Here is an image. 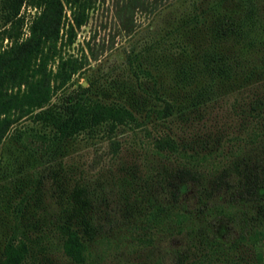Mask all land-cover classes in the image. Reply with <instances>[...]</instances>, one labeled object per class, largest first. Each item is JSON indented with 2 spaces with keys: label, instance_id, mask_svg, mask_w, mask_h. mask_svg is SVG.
I'll return each mask as SVG.
<instances>
[{
  "label": "trees",
  "instance_id": "16d2710c",
  "mask_svg": "<svg viewBox=\"0 0 264 264\" xmlns=\"http://www.w3.org/2000/svg\"><path fill=\"white\" fill-rule=\"evenodd\" d=\"M100 1L0 0V145L33 161L0 182V264H264V0H114L113 95L68 89ZM82 135L108 143L98 187L58 159Z\"/></svg>",
  "mask_w": 264,
  "mask_h": 264
},
{
  "label": "rangeland",
  "instance_id": "374dc122",
  "mask_svg": "<svg viewBox=\"0 0 264 264\" xmlns=\"http://www.w3.org/2000/svg\"><path fill=\"white\" fill-rule=\"evenodd\" d=\"M114 0H101L95 9L90 12L86 25L76 31V38L71 45H66L65 53L80 56L85 53L89 57V66L75 75L68 89L77 87L78 84L87 85V79L91 76H100L108 86H111L113 93L119 94L115 87L126 86V71L123 69L125 50L132 42L130 35H126L114 14ZM25 12V10H24ZM28 12V11H27ZM26 13V12H25ZM151 23L148 17H137V28L144 27ZM138 36L135 35V38ZM6 43V41L4 42ZM108 143L99 138H88L80 136L68 146L65 156L58 158L63 161L65 167H73L85 171L87 175H94L100 169H105L108 162ZM32 159L29 150L22 144L5 139L0 145V182L15 183L19 177L32 170L29 166ZM50 159L47 155L42 156L45 162ZM78 172V170H77ZM99 184L105 183L104 178L96 174ZM95 177L93 181H95ZM100 178V179H99ZM50 186H52L50 184ZM55 188V185L53 184ZM7 227L0 219V243ZM233 233L226 235L229 239Z\"/></svg>",
  "mask_w": 264,
  "mask_h": 264
}]
</instances>
